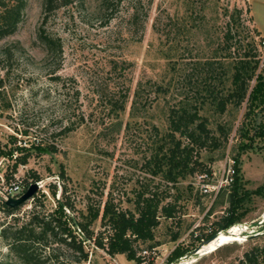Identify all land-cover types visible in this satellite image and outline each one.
Here are the masks:
<instances>
[{"label":"rangeland","instance_id":"rangeland-1","mask_svg":"<svg viewBox=\"0 0 264 264\" xmlns=\"http://www.w3.org/2000/svg\"><path fill=\"white\" fill-rule=\"evenodd\" d=\"M62 1L45 12L44 0H27L16 32L0 40V198L14 197L27 183H38V209L60 210L66 183L77 209L66 213L79 219L86 212L88 195L105 201L112 193L121 207L135 209L129 199L135 197L140 181H147L143 164L167 132L170 108L196 97L194 84L184 78L193 73L192 81L199 86L204 71L196 72L195 66L207 60L221 61L232 73L233 58L224 39L235 8L243 9L233 24L236 38L244 43L254 40L264 61V0ZM44 35L55 41L51 48L42 40ZM260 75L259 69L252 81V86H259L255 110L244 128L246 103L241 108L229 105L220 115L208 102L200 112L213 129L218 123L231 127L228 142L214 152L203 150L201 159L212 166L214 183L224 172L227 176L238 157L239 179L250 192L240 210L245 215L231 227L225 242L199 240L226 211L230 190L225 186L213 199L201 192L197 175L182 179L171 190L180 195V224L178 218H162L156 246H140L154 264H247L244 254L254 247L261 250L259 262L264 264V225L249 229L264 219ZM26 153L28 162L13 172ZM14 184L18 190L11 189ZM34 203L32 198L22 205L20 215L26 217ZM94 228H102L100 220ZM178 245L185 253L174 256ZM87 249V262L73 261L72 252L63 248L60 260L52 264H136L125 254L110 256L93 244ZM8 252L0 237V264H22Z\"/></svg>","mask_w":264,"mask_h":264},{"label":"trees","instance_id":"trees-1","mask_svg":"<svg viewBox=\"0 0 264 264\" xmlns=\"http://www.w3.org/2000/svg\"><path fill=\"white\" fill-rule=\"evenodd\" d=\"M62 2L67 4L69 0ZM58 5V0H44L45 12L54 10ZM26 6L27 0H0V40L16 32L23 20ZM242 12L243 9L235 8L230 14L231 19L224 39L225 48L233 58L232 73L229 75L221 61L207 60L199 67L195 66L196 72L200 68L204 71H200L204 73V79L200 80L199 86L192 81L193 73L184 78L194 84L196 97H186L178 107L170 108L167 132L159 138L157 150L143 164L144 171L149 174L145 178L147 181H140L141 185L136 190L135 197L129 199L134 203L135 209L121 207L112 193L105 201H95L88 195L86 212H81L79 219L77 215L66 213V210H77L68 195L66 183L59 200L60 210L38 209L42 203H39V197L35 194L33 208L24 217L20 215L21 206L12 207L5 199L0 198V212L5 217V220L0 221V237L9 249V256L22 264H52L60 260L64 254L63 248H67L72 252L73 261L83 263L90 259V250L87 247L93 244L110 256L125 254L136 264H142L144 261L154 264L153 260H148L150 255L142 254L140 246L148 244L149 250L156 246V243H153L162 218H178L177 224H180V195L174 196L171 193L172 188L177 189L179 181L189 176L201 173L213 175L212 166L201 159V153L203 150H219L230 137V126L218 123L216 129L209 127L206 117L200 113L201 109L210 102L220 115H224L229 105L241 108L246 103L247 111L242 128L255 110V97L259 86H252V81L259 69L260 76L264 78V61H261L257 53L254 40L244 43L236 38L233 24L240 20ZM257 33L260 34V30ZM44 36H41L42 40L51 48L55 41ZM0 86H3L2 80ZM158 90L163 91L160 86ZM29 158V153L21 155L13 172L20 164H26ZM234 161V177L228 185L229 206L224 214L211 224L209 232L197 237L199 240L209 239L220 230L230 229L245 215L240 213V210L247 199H250V192L244 190L239 179L237 156ZM12 178L13 174L8 175L7 182L10 183ZM61 178L63 181L67 180L64 169L61 171ZM39 179L36 175V180ZM28 187L29 183L14 197L20 196ZM100 194L102 198L104 193ZM98 220L101 221L102 228L96 231L94 225ZM178 238L179 229L173 234L174 240ZM179 246L174 256L185 253ZM244 255L247 264H260L259 247L246 251Z\"/></svg>","mask_w":264,"mask_h":264},{"label":"built area","instance_id":"built-area-1","mask_svg":"<svg viewBox=\"0 0 264 264\" xmlns=\"http://www.w3.org/2000/svg\"><path fill=\"white\" fill-rule=\"evenodd\" d=\"M234 161V160H233ZM234 166L232 165L228 171H227V176H225V172L221 175L219 179H217L214 183H211V180L213 179L212 175H209L208 173H201L197 174V181L200 186L201 192L204 193L205 195H210L213 197V199L216 198L218 193L221 191L222 188L225 186L229 185L234 177ZM19 186L18 185H12L11 189L12 190H18ZM229 228H227L225 231H228ZM256 234H262L256 233ZM148 250L144 249L142 251V254H147ZM146 261L142 262V264H145Z\"/></svg>","mask_w":264,"mask_h":264},{"label":"water","instance_id":"water-1","mask_svg":"<svg viewBox=\"0 0 264 264\" xmlns=\"http://www.w3.org/2000/svg\"><path fill=\"white\" fill-rule=\"evenodd\" d=\"M39 188V185L38 183H33L31 184L28 189L23 192L20 196L18 197H8L5 199L6 203L12 207H17V206H22L24 205L25 203H27V201L31 200L33 198V196L35 195V193L37 192ZM259 225H264V219L260 220V221H257L255 222L253 225H251L249 227V229L253 228V226H259ZM220 232H226L225 230L223 231H218L217 233H215L211 238L207 239L205 241V243H209L212 239L216 238L217 235L220 233ZM199 248H197L196 250H194V252L198 251Z\"/></svg>","mask_w":264,"mask_h":264},{"label":"bare ground","instance_id":"bare-ground-1","mask_svg":"<svg viewBox=\"0 0 264 264\" xmlns=\"http://www.w3.org/2000/svg\"><path fill=\"white\" fill-rule=\"evenodd\" d=\"M230 229L226 232H220L217 235V237L215 238V240L213 241V245H219V244L225 242L229 237V232H231ZM210 242H212V241H210Z\"/></svg>","mask_w":264,"mask_h":264}]
</instances>
